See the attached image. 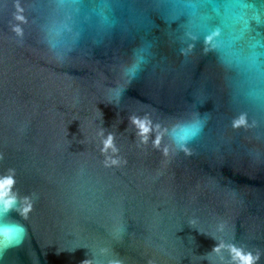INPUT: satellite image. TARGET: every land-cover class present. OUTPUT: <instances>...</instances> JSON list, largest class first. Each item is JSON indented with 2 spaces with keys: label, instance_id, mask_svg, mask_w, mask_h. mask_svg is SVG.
<instances>
[{
  "label": "water",
  "instance_id": "95a60500",
  "mask_svg": "<svg viewBox=\"0 0 264 264\" xmlns=\"http://www.w3.org/2000/svg\"><path fill=\"white\" fill-rule=\"evenodd\" d=\"M99 2L0 0V203L26 228L0 264H264V0ZM195 118L188 155L169 132Z\"/></svg>",
  "mask_w": 264,
  "mask_h": 264
},
{
  "label": "clouds",
  "instance_id": "9594fccd",
  "mask_svg": "<svg viewBox=\"0 0 264 264\" xmlns=\"http://www.w3.org/2000/svg\"><path fill=\"white\" fill-rule=\"evenodd\" d=\"M111 7L112 6L108 0H100V2L95 6V9L98 11L101 18L107 22V13L111 11ZM222 7L224 8V12L221 14L220 6H214V11L217 13V15H221L222 17L220 24L209 27L207 25L208 17H202L200 28L204 32L205 51H220L225 46V44L229 42V40L234 38L229 35L232 24L236 19L243 18L235 17L233 15V5L225 4ZM240 7L252 8L254 11L256 10L255 5L245 4L240 5ZM254 18L257 19V21L260 20L258 14L254 15ZM199 38V33H186V39L182 41V43H186V47H181L180 52L187 56L194 47V43H187V41L195 42ZM149 47L150 45L145 44L135 50L133 59L126 68V74L130 79H134L138 72L141 71L142 65L147 63L146 52ZM120 92L121 89H117L115 96L119 97ZM130 120L134 125H137L139 135L143 138L144 142H147L149 139V134L153 131L151 124H140L138 123L139 118L137 117H130ZM234 123H243V120L240 119ZM202 128L203 121L199 118L178 121L170 130L169 135L171 136L172 142L178 151H183L186 154L191 155V150L187 147V145L191 140L195 139L199 135V133L202 131ZM101 135H103V133H101ZM104 148H112L113 151H116L111 134H109L107 139L104 141ZM18 205V200H9L0 203V249L19 245L24 240L26 235V228L24 225L8 218L7 215L10 211L17 210ZM249 254L251 255L252 253L249 251ZM255 255L256 259L255 261L251 262V264H256V261L259 259V253H256Z\"/></svg>",
  "mask_w": 264,
  "mask_h": 264
},
{
  "label": "snow or ice",
  "instance_id": "6c2138e0",
  "mask_svg": "<svg viewBox=\"0 0 264 264\" xmlns=\"http://www.w3.org/2000/svg\"><path fill=\"white\" fill-rule=\"evenodd\" d=\"M5 183L11 184V183H13V181L12 180H7V181L0 182V189H2L4 187Z\"/></svg>",
  "mask_w": 264,
  "mask_h": 264
}]
</instances>
